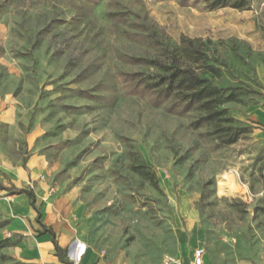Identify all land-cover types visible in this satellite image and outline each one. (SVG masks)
Instances as JSON below:
<instances>
[{
    "label": "rangeland",
    "instance_id": "1",
    "mask_svg": "<svg viewBox=\"0 0 264 264\" xmlns=\"http://www.w3.org/2000/svg\"><path fill=\"white\" fill-rule=\"evenodd\" d=\"M249 1L0 0L1 144L60 201L67 264L75 242L109 264H192L198 247L203 264H264V125L247 115L264 100V0ZM182 35L235 94L213 123L124 82L157 79L131 59L172 57Z\"/></svg>",
    "mask_w": 264,
    "mask_h": 264
},
{
    "label": "crops",
    "instance_id": "2",
    "mask_svg": "<svg viewBox=\"0 0 264 264\" xmlns=\"http://www.w3.org/2000/svg\"><path fill=\"white\" fill-rule=\"evenodd\" d=\"M258 74L264 87V64L258 67ZM247 115L264 125V100L260 104L250 105ZM256 132L264 137V128ZM30 164L33 165L32 160L25 165L29 168ZM36 178V171H27L23 162L2 146L0 136V240L6 241L0 252L19 264H67L56 254L51 234L44 229L53 230L57 244L64 250L71 237L70 227L61 226L60 201L53 197L52 190ZM15 189L30 190L34 206L27 193L15 192ZM75 249L76 242L71 253L72 260L68 259L72 264H109L92 257L81 258L79 253L82 248L77 254ZM124 263L128 264L127 261Z\"/></svg>",
    "mask_w": 264,
    "mask_h": 264
},
{
    "label": "trees",
    "instance_id": "3",
    "mask_svg": "<svg viewBox=\"0 0 264 264\" xmlns=\"http://www.w3.org/2000/svg\"><path fill=\"white\" fill-rule=\"evenodd\" d=\"M204 2V8L208 11L226 6L245 9L250 4L249 0H204ZM194 43L195 40L182 35L177 50L172 54V57L165 55L164 51H162L163 55H160V57H133L131 59L133 60L132 62L152 65L162 73H159L157 79L154 81H145L142 78L134 81L132 76L138 73H125L124 82H129L131 89L138 93L155 92L157 97L161 98L162 101L173 100L171 110L186 112L195 108L203 111V114L194 121L195 125L199 126L204 123L215 122L225 111V109L218 108L222 100L233 99L235 94L231 90L222 98L223 89L210 84L208 76L218 75V69L214 64L208 62L210 59L208 55L195 46ZM185 44L189 45V48L186 50L184 49ZM239 133V130L234 128L232 133L223 139V142L225 144L235 142L239 137ZM143 167H146V165H143ZM152 177L155 178V175L153 174ZM15 192L27 193L32 199L31 204L34 206L33 193L30 190L15 189ZM37 213L38 215L40 214L38 210ZM37 221L40 223L39 216L37 217ZM44 231L51 234L56 254L65 262L62 253L63 249L57 244L53 230L48 228L44 229ZM5 243V240H0V248Z\"/></svg>",
    "mask_w": 264,
    "mask_h": 264
},
{
    "label": "built area",
    "instance_id": "4",
    "mask_svg": "<svg viewBox=\"0 0 264 264\" xmlns=\"http://www.w3.org/2000/svg\"><path fill=\"white\" fill-rule=\"evenodd\" d=\"M203 255H204V249L202 247H198L195 249L193 253V260L192 264H203ZM176 258L172 255H165L163 258V264H175ZM117 264H125L123 262H119Z\"/></svg>",
    "mask_w": 264,
    "mask_h": 264
},
{
    "label": "bare ground",
    "instance_id": "5",
    "mask_svg": "<svg viewBox=\"0 0 264 264\" xmlns=\"http://www.w3.org/2000/svg\"><path fill=\"white\" fill-rule=\"evenodd\" d=\"M228 182H231V180H230V181H228Z\"/></svg>",
    "mask_w": 264,
    "mask_h": 264
}]
</instances>
